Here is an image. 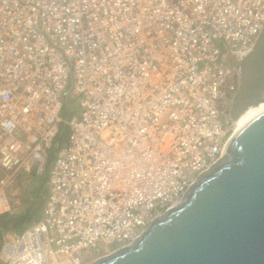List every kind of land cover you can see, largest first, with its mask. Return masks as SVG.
Masks as SVG:
<instances>
[{
	"label": "built area",
	"instance_id": "obj_1",
	"mask_svg": "<svg viewBox=\"0 0 264 264\" xmlns=\"http://www.w3.org/2000/svg\"><path fill=\"white\" fill-rule=\"evenodd\" d=\"M263 29L264 0H0V216L47 171L4 264H93L179 205L237 131L226 55Z\"/></svg>",
	"mask_w": 264,
	"mask_h": 264
},
{
	"label": "water",
	"instance_id": "obj_2",
	"mask_svg": "<svg viewBox=\"0 0 264 264\" xmlns=\"http://www.w3.org/2000/svg\"><path fill=\"white\" fill-rule=\"evenodd\" d=\"M241 74L236 118L264 101V29ZM93 264H264V110L234 133L179 205Z\"/></svg>",
	"mask_w": 264,
	"mask_h": 264
},
{
	"label": "trees",
	"instance_id": "obj_3",
	"mask_svg": "<svg viewBox=\"0 0 264 264\" xmlns=\"http://www.w3.org/2000/svg\"><path fill=\"white\" fill-rule=\"evenodd\" d=\"M61 133L62 134H60L58 140H60L61 143L67 142L69 129L64 127ZM38 179L44 180V186L40 189L38 195H34L32 191L34 187H36ZM19 182H21L19 184L26 182V184L23 186L25 207H23L18 212L7 213L0 216V251L2 249L6 234L11 232L19 235L22 234L33 222L40 218L44 209L47 197V171L42 174L37 173L34 176L33 174H30L24 176L23 178L21 177ZM40 198L44 200V203H41L38 207H36V203L38 200H40Z\"/></svg>",
	"mask_w": 264,
	"mask_h": 264
},
{
	"label": "rangeland",
	"instance_id": "obj_4",
	"mask_svg": "<svg viewBox=\"0 0 264 264\" xmlns=\"http://www.w3.org/2000/svg\"><path fill=\"white\" fill-rule=\"evenodd\" d=\"M73 105V103H72ZM28 183V182H27ZM26 184V182H23L22 184H19L14 188L13 190V198L11 201L14 203L15 206V211L18 212L20 211L23 207H25V201H24V193H23V186ZM44 186V180L43 179H38V182L36 183V187H34L32 193L34 195H38L40 192V189ZM41 203H44V200L40 198V200L37 201L36 207H38ZM27 204V203H26ZM5 237H8V234H6ZM0 264H4L3 260L0 259Z\"/></svg>",
	"mask_w": 264,
	"mask_h": 264
},
{
	"label": "bare ground",
	"instance_id": "obj_5",
	"mask_svg": "<svg viewBox=\"0 0 264 264\" xmlns=\"http://www.w3.org/2000/svg\"><path fill=\"white\" fill-rule=\"evenodd\" d=\"M248 54H242L241 57H247ZM260 110H264V101L259 105L249 107L245 112L237 119V131L243 128L249 121L260 114Z\"/></svg>",
	"mask_w": 264,
	"mask_h": 264
},
{
	"label": "flooded vegetation",
	"instance_id": "obj_6",
	"mask_svg": "<svg viewBox=\"0 0 264 264\" xmlns=\"http://www.w3.org/2000/svg\"><path fill=\"white\" fill-rule=\"evenodd\" d=\"M248 57H249V55L247 57H241V55H237V54H235L233 52L226 55V58L229 61V63L232 66L240 68V69H242V65L244 64L245 60Z\"/></svg>",
	"mask_w": 264,
	"mask_h": 264
},
{
	"label": "crops",
	"instance_id": "obj_7",
	"mask_svg": "<svg viewBox=\"0 0 264 264\" xmlns=\"http://www.w3.org/2000/svg\"><path fill=\"white\" fill-rule=\"evenodd\" d=\"M24 198V197H23ZM14 235H16V233H13V232H11V233H8V237H12V236H14ZM6 236V235H5ZM8 237H5V238H8Z\"/></svg>",
	"mask_w": 264,
	"mask_h": 264
}]
</instances>
